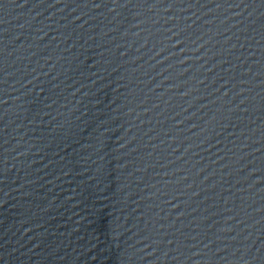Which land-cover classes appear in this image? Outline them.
Here are the masks:
<instances>
[{
    "label": "water",
    "instance_id": "95a60500",
    "mask_svg": "<svg viewBox=\"0 0 264 264\" xmlns=\"http://www.w3.org/2000/svg\"><path fill=\"white\" fill-rule=\"evenodd\" d=\"M0 264H264V0H0Z\"/></svg>",
    "mask_w": 264,
    "mask_h": 264
}]
</instances>
